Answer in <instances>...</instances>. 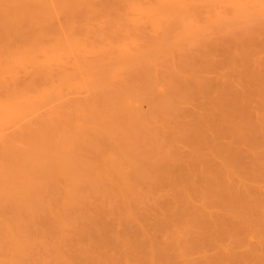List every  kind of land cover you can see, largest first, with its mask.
I'll list each match as a JSON object with an SVG mask.
<instances>
[{"label": "rangeland", "instance_id": "rangeland-1", "mask_svg": "<svg viewBox=\"0 0 264 264\" xmlns=\"http://www.w3.org/2000/svg\"><path fill=\"white\" fill-rule=\"evenodd\" d=\"M28 1L29 0H27V2ZM60 1L62 3L64 2V0H31L30 2H28L30 3L29 5L26 0V3H24V0H0V10H3V7L5 6L6 8L4 7L3 12H7L5 13L7 18H3V21L2 19H0V264H165L166 262V264H169L175 254L176 255L173 257L172 263L170 264H175L176 262V264H185L186 262H189L186 264H192L193 262H195L193 261L195 260V258H193V256L195 255L196 257H198L196 259L198 261H201L202 259H204V257L202 256L208 258L210 255L212 256L213 254H215L213 255L215 260L212 258L214 264H217L216 260L218 261V259L215 258L217 254V258H221L219 256H224V260L226 263L223 262V264H232L234 261H236L233 259V257H235V259L236 257H243L242 259H244L245 255L246 257L244 260H241V263L239 260L241 258H239L238 262L236 261V263L234 264H242V262L243 264H252L251 259L254 260L253 264H264V262H260L264 261V256H261V254L264 255V247H262L264 246V244H262L264 243L262 242L264 241V233H262L264 232L262 231L264 230V226H262L264 225V205L261 206V204L264 203V179H262L264 178V175H262L264 174V154H262L264 153V151H262L264 150V147L261 148V146L264 145V142H262L264 141V139H262L264 138V129H262L264 128V110H262L261 112V109H264V102L260 101L264 100L261 99V96H264V94H261V98H259V96H249L250 99H248L247 97V101L249 100V103L247 105L249 106L248 108L245 106L247 104L245 103L246 100L243 101V105L247 108V110L251 109L249 111L250 113H252V115L250 114L248 118H250L251 116L250 119H253V121H251L252 123H254V121L256 123H259H255V129L260 128V125H262V131L260 130L262 133L260 132V134L258 131V134L259 136L261 135V138L258 137V134H256L257 129L255 133L253 131L254 129L249 130L253 131V133H250L246 129V131L250 133L249 136L253 134V139H250L248 134L247 136L249 138H245L244 135V137L240 136L242 135V133L240 134L238 132L239 136L237 137L236 135V138L239 139V137H243L241 138L243 140L241 142L242 145L240 143H238L237 145V141H234L236 139L235 137H229L227 138V140H225L222 135L218 137L216 136L219 139H221L220 137H222V139H216V142L219 143L220 141V145H218V143L215 145L221 148V152L223 151V149H226V147L227 149L229 147V151L226 149L227 152L225 153L224 150L223 153H228L229 157L230 155L234 154V156L230 158H233L235 156L237 157V153L245 154L242 156L241 154L238 155L237 158H234L233 160L231 159L232 161H230V158H225L224 154H222L223 158H221L222 155L218 153L216 154L218 156L217 157L214 152V157L216 156L217 158L211 157L213 155L209 156L210 153H207V151L209 149L211 150V146L213 145L212 143H216L214 142V134L216 133L212 132L213 128H211V126V129H209L211 130L212 134L214 133V138L210 139L206 137V139L214 141L210 143L211 146H209L208 140H206L207 143L204 144L206 146L202 145L205 140L203 141V137L198 138L199 135L201 134L202 136H205L203 133L210 135V132H200V128H198L200 132L198 133V129L196 127H198L197 124L199 120L196 121L195 119H193V117H195V114L198 119H201L199 118L200 116H198L197 114L198 112H200L201 114L205 110V113H203L204 116L201 114V117H205L211 113H214L213 115H215L216 112L218 113V111H216L218 109H216L215 107L214 110L213 107H210V109L208 108L209 110L204 108L208 107V102L210 103L212 101L210 99H215L214 97H216V94L214 92L219 93V91L221 90H218L217 86L219 84V81H223L226 79L228 80V78L230 79L229 76H231L232 82L235 80V83L232 84V82H230L229 80V85H234V87L237 86V88H239V85L244 84V86L246 87L247 84L245 82L242 83V80H244L243 78L245 76H248L247 74H249L250 71L256 69V71L258 72L260 71L258 70V68H262L261 72H264V0H215L214 2L213 0H193V8L196 7L197 9H195V12L192 11L193 13H191L190 15L187 14L191 17L188 16L189 18H186L184 16L182 17L181 15V17L179 16V18L177 12L175 14L173 13V15L177 17L171 15L172 13L170 15L162 14L164 15L166 21V17H168V15L170 16L168 20L169 26L168 23L164 21L161 22L164 23V25L162 24V26H159V21H156V24H154V20L158 18L156 17V14H154L155 19L153 18L154 16L149 19L150 21L153 20L152 22L155 25L153 27H151L150 21L146 20L149 17L147 18V16H144L145 13L142 14V12H138L140 13L138 14L137 11H134V7L132 8V5L137 4L138 7L141 6V8H148L151 5L155 6L154 4L157 3V0H88L90 4L86 3V0V2L83 0L85 3H83L82 0H78L77 5H82V7H78L77 5H75V0H72L73 2L69 0L70 3H68V0H66V4L65 2L63 3L64 5ZM32 2H36V4L34 3L33 5ZM59 2L61 4H59ZM22 3L23 5H21ZM27 4L29 6H27ZM14 5L18 8V5H20L19 10L22 7L24 9L26 8L25 11L27 10L28 14L27 12L25 13L23 11L25 14L22 12L23 8L20 12L18 8L14 7ZM83 6L86 7L84 8ZM12 8H15V10ZM35 8L39 9V13H37L38 11H36L37 9L35 10ZM86 8L87 10H85ZM75 9H77V11H75ZM248 9L250 12L248 11ZM33 10H35L36 14L40 18L35 19V22H33L34 20L32 18L33 21L31 20L30 22L33 23L30 24L29 22V26L27 22L30 20L29 18L31 16L33 17V15L35 14L33 13V15H29L30 13L32 14V12H34ZM72 10H74V13L72 12ZM15 11H18L20 14L22 13L21 17L22 15H24V19H22L27 25L25 23L22 24L23 21L21 19L20 23L15 22L17 17L15 18L14 16H20L19 14H17L18 12L16 13ZM3 12L0 11V13L5 16ZM156 12L158 14H161L158 11H155V13ZM11 14L14 15L13 19H15L13 21L15 22V25L14 23H12L13 21L11 19ZM34 17L36 18V16ZM7 19V22H11V25L13 24L11 26V29L10 24H8V26L6 25L7 22H4ZM27 19L29 20L27 21ZM18 20L19 19H17V21ZM172 20L174 21L173 23H171ZM181 21L182 25H178L177 23H180ZM218 21L221 25L218 24ZM157 22L159 23L157 24ZM170 23L174 24V26L175 24H177L178 26L176 25V28L172 29L173 25H171ZM192 24L194 25V27ZM216 24H218V26ZM157 25L158 29L156 27ZM187 26H189V29ZM15 27L18 29L16 30L20 34V37H15V35L13 36V38H9L7 41H4L2 30L9 29L8 31H13L15 30ZM164 27H166L167 29ZM218 27L221 31H219ZM207 28L209 29L207 30ZM222 28L224 29V32L222 31ZM204 29H206V31ZM210 29L212 30V32ZM16 30L13 32L16 33ZM168 30L171 31V35L170 31ZM202 31L204 33L206 32V35L204 34L205 37L207 36L206 39L208 40H206L207 42H205L206 45H212V43H208L210 41L214 42L213 46L218 44V48L216 46H212L213 48L210 46V48L212 49L215 48L214 50H212L206 46L208 49L206 47L203 49V45L205 43H203V40L201 39L203 38ZM167 33L170 35L171 39H169V35ZM215 34L217 35V37H215ZM220 34L223 36H220ZM151 35H153V37L155 38L157 37L156 39H154L156 40L154 45H149L153 44L154 42L153 39L151 40ZM198 35L199 38L201 37L200 39L202 40L203 45L199 42L201 40H199ZM209 35H212V40L208 39ZM232 35L233 37L231 38ZM17 36L19 35L17 34ZM237 36L240 40L237 38ZM241 36L243 37L241 38ZM164 37H166V39ZM220 37H222V39ZM224 37L228 39H223ZM251 39L252 41L249 42V40ZM150 40L153 42L151 43ZM160 40H164L165 42L163 41V43ZM213 40H220L221 44L218 41H216V44ZM225 40L229 44H226L227 42H224ZM233 42H236V47L235 45H233ZM251 42L252 44H250ZM258 42L262 45H259ZM241 43L242 46L243 44H245V46L251 45L248 48L246 47L245 53L244 50H241ZM247 43H249L250 45ZM200 44L203 46L202 48ZM222 45L226 46V53H232L231 55L227 54L229 55V57H227V55L225 54V49ZM227 45L232 47V51ZM237 45L239 46V48ZM253 45L257 48L254 49ZM221 46L223 47V49L221 48ZM219 49L221 50V52L218 54L216 50L220 51ZM247 49H249V51L250 49H253L254 51H250L251 53H249ZM151 51L153 54L150 53ZM121 52L123 55L122 57H120ZM212 52L213 54H211ZM142 53L143 55L148 54V56L146 55V58H143L145 56H143ZM207 53L209 56L206 58ZM215 53L217 55H215ZM221 53H223V55ZM130 54H133V56ZM195 54L196 57L198 56V54H201V56H198L199 58H195V56H193ZM52 55L55 56V61L51 59L53 58L51 57ZM135 55L136 57H139L140 55V61H135ZM225 55L228 59L231 60H233L235 56V59L241 58V61L237 60L240 62V65L238 66L239 63L236 64V60H234L233 65H231L232 63L229 62L227 58H225ZM97 56L101 60L95 59L97 61L94 62V57L97 58ZM130 56H132L133 58ZM123 57L126 60L123 59ZM193 58L198 59L199 61ZM209 58L211 59L213 64L212 62L208 63L210 62ZM89 59L90 62L94 63V65L89 62ZM98 60L99 62H101L99 63ZM127 60H134L136 63H132ZM183 60L185 62H183ZM201 60H204L206 62H203ZM220 60L225 61L224 65L227 66L223 67L224 65L222 63V66L218 62L216 63V61ZM122 61L124 63L126 62L127 64L125 63V65ZM117 62L121 63L119 65H115L118 64ZM214 62L216 64H214ZM44 63L49 64H46L48 65L47 69ZM95 63H97L96 65L101 68H97ZM108 63L112 66L114 65V69ZM85 64H88V67H86L87 65L85 66ZM183 64L185 65V68ZM207 64L209 65L208 67ZM250 64L251 66H248ZM256 64L261 66L257 67L255 66ZM199 65H201L200 67L204 68H199ZM214 65H217L218 67L215 66V69ZM104 67L107 69H104ZM209 67L211 70L209 69ZM252 67H254V69ZM244 70L246 71V73ZM108 71L109 76L107 77H110V79L113 78L111 76H115V74L117 73L114 77V80L112 79L107 81V79H104L105 77H103V75L106 76ZM102 72L104 74H102ZM237 72L240 73L238 74L241 77L237 78ZM43 73H47L48 75H43ZM226 74L228 75L227 78L225 77L227 76ZM96 75L97 79L98 76L103 77H99L100 82L99 80H91L92 76L93 78L95 77L94 80H97ZM233 76L236 78H233ZM223 77L225 79H223ZM101 78L105 81H101ZM185 79L187 82L185 81ZM193 79H195L196 81L193 82ZM216 79L218 81H216ZM190 80L192 81V84H196L192 85L190 83ZM205 80H207L208 82L206 84H211V80L214 81L213 84L214 86L216 84L217 87H215L218 91L216 89V91L211 90L213 88V84L210 85L212 86L211 89L209 88L210 90L207 89V86V88H205L203 86L204 82H206ZM33 81L34 83L29 84ZM239 81H242L241 84ZM169 82L172 84V87L171 85H168L170 84ZM184 82H186V86L188 85L186 88H184ZM221 83L224 84V82H220V84ZM223 84L221 85V88H224V91L226 90L225 96H227L226 93L228 94V90L227 87L225 88V84ZM202 86L203 90L205 88L208 91H204H207L209 93H204V91L201 89ZM190 87L192 90L190 89ZM193 88H195L196 90ZM199 88L203 91L204 94L199 90ZM243 88L244 87L240 89L242 92H245L244 89L246 88ZM186 91L188 93H185ZM210 91H213V93H210ZM193 92H197L198 96ZM218 93L217 96L221 95V93ZM199 94H201L202 96ZM175 95L179 96L177 97ZM195 95L197 97L201 96L200 99L197 98L198 100H195L199 101L198 104L200 103L201 106L204 105V110L202 109V107H200V105L198 107L201 111L197 109L198 107L196 106V101L195 105H193V98L196 97ZM209 95H211L212 97ZM182 97H184L185 101L182 99ZM206 98L209 99L206 100ZM224 98L223 100L225 101ZM160 100L162 101V103ZM202 100L208 101L206 102V105L205 102ZM250 100L252 104H250ZM224 101L223 103L222 101H220V103L224 104L223 107L228 109L229 106L225 105V103L227 102ZM255 101L259 102L255 103ZM241 102L242 101L240 100L239 103ZM251 105H255L256 109H254V106L251 107ZM218 108L220 109V107ZM177 109H179V114ZM253 109L255 111H253ZM247 110H245V117L246 114H249V111ZM146 111L147 113L144 114ZM255 112H257L258 117ZM157 115H160V117ZM253 115L256 117H254ZM154 116H156L157 118ZM173 116L176 120L173 118ZM154 118L159 119L157 121ZM210 119L211 118H209V120ZM241 119L245 121L244 116H241L239 118V121ZM180 120H182V122ZM242 120L240 123H242ZM173 121L176 123H174ZM216 122V124L219 123L218 121ZM224 122L222 124H224ZM248 122L249 128L250 126L253 127L250 121ZM244 123L245 122H243V127L246 128L245 126H247L248 123ZM125 124L129 127L127 128ZM176 124H179L180 126ZM199 126L201 125L199 124ZM243 127L241 130H243ZM195 128L197 129L196 131ZM209 129L208 131H210ZM193 131H195L197 134ZM246 131L244 129L245 134ZM255 134L257 135V138ZM190 136H197L196 138L199 139L198 142L197 140H195V138H192ZM119 137L122 142H120ZM244 138L247 140H245L246 142H244ZM124 139H126L127 141ZM257 139H259L260 141L262 140V143L260 141H257ZM252 140L254 141L252 142ZM225 141H228L227 143H231V145H226ZM258 143L261 144V146ZM157 145L159 146L157 147ZM193 145H197V148ZM207 145L209 146V148L207 147ZM140 146L144 147L141 148ZM231 146L232 148H230ZM204 147H207L208 149ZM146 148L148 149V151ZM168 148L170 150H168ZM203 148L206 149V151H202L204 150ZM194 149L196 150V152H193L195 151ZM231 149H235L237 153L234 150H232L231 153ZM210 150L208 152H210ZM251 150H253V153L250 152ZM241 151H245L246 153H242ZM95 152L96 155H94ZM168 152L173 155L169 154ZM98 153L100 154V156ZM154 154L157 156H155ZM258 154H260L261 156ZM164 155L166 156L164 157ZM129 157L135 158V160L131 158L130 161L127 159ZM160 158L163 159L161 160ZM203 159H205L206 161L207 159L210 160L206 163ZM193 160H195L196 162ZM136 161L140 162L136 163ZM164 161H167L165 162L166 165H161V163H164ZM216 161L217 164L220 165L218 166L216 164L217 167H220V169L215 168L217 171H215V169L213 171L214 173L218 174L217 177L220 174L219 179L216 177V174H213V171H210V167H213L210 165H213L214 163H216ZM222 161H226V164ZM168 162L170 163V166L167 164ZM230 162L235 163L236 165L231 163L234 167L232 165L230 166ZM193 163H196L198 166L200 163L201 164L198 167ZM244 163H246L247 166ZM139 164H141L142 166ZM151 164L152 167L153 165H155V168H152ZM60 165L62 167H60ZM216 165L214 164L215 167ZM227 165L232 168V171L233 168L234 170L236 169L239 171H234L236 176L233 175L232 172H230V174H232L230 176L229 170L231 169L228 168L229 170L227 171ZM253 165L255 168H253ZM163 166H166L164 168L167 169H163ZM195 166L197 167V171L193 170V167ZM203 166H205V168L207 166V170H204ZM168 167L170 168V170L168 169ZM179 168L182 169V171ZM198 168L200 169L198 170ZM172 169L174 171H172ZM121 170L123 173L125 172L124 177L127 175L125 178L122 177L123 174L122 176H120ZM143 170H145L147 174L150 172L151 176L147 174L145 175L143 172L145 178L143 175L142 177L141 171ZM254 170L256 171V174H260V172L262 173L260 174V176L254 175L255 173H252V171ZM151 171L154 173L152 174ZM167 172H169V174ZM202 172L205 174V177L202 175H197L199 173L203 174ZM239 173L242 175H239ZM212 174L213 176H211ZM225 174L226 176L227 174H229L227 177H229V179L230 177L233 178L234 184H238L237 187L235 185L234 191H232L233 188H229V186L231 187L233 185V180L230 179V184L229 182H226L229 181V179H227ZM200 176L203 179L199 178ZM210 176L216 180L214 181L212 179L214 181L213 184H216L218 180L217 185H214L212 188V182L211 184L209 183L210 181H212ZM240 176H243L245 178H241ZM140 177L144 179L143 182H141L143 179ZM154 177H158V179H155ZM236 177L237 180L235 179ZM195 178H199V181ZM205 178L206 180H204ZM242 179L247 184L245 182H241L240 180ZM148 180H150V182ZM200 180V188H195V186L190 187L191 189L189 188L192 183L199 186L196 183L200 182ZM203 180L206 182L204 183L206 188L204 185L201 186V184L204 182ZM240 182L242 183L241 186ZM254 182L255 185H252L254 184ZM223 183L224 185H222ZM145 184H148V187L144 186ZM207 184L211 185L208 187L209 189L207 188ZM218 185L221 186V189ZM224 186H226V188H229L230 190L232 189L230 192L235 193H231L230 195V193H227L229 189H226L227 192L226 190L224 191ZM238 186L241 188L242 192L239 190L240 188ZM242 186L245 189H243ZM202 187L207 190H203ZM257 187L261 190H258ZM187 189L189 190V192ZM182 190L184 193L182 192ZM210 190H213L212 192L216 193L218 196L216 197V194H214V196L213 193L210 194ZM202 192L205 194H203L204 200L198 195L200 194V196L202 197ZM247 192L248 195L251 197L247 195ZM180 193L181 197L177 196V194L180 195ZM226 194L228 195V197H226ZM233 194H237V196H234ZM128 195L129 198H127ZM134 195L135 197H133ZM195 195H198V197L201 199H199L200 204H198L199 200ZM193 196H195L196 198H193ZM207 196H209L210 198ZM231 197H233V199ZM241 197L244 199L242 200ZM247 197H249L250 199ZM252 197L255 198L252 199ZM222 198H227L225 200L226 202L229 198V201H231V203H226L225 201H223L224 199ZM179 199L181 201L184 199L186 204L184 203V201L180 202ZM190 199H192V201ZM195 199H197L198 201ZM209 199H213V201ZM248 199L250 202L248 201ZM33 200L35 201V204L31 203L33 202ZM162 200L165 202H163ZM205 200L207 202H214V200L216 202L217 200H219L217 201L219 202V206L217 203H215L217 205H213L212 203V207L209 206L210 203L209 205H206L208 203L205 202ZM195 201L197 204L195 203ZM222 201L226 204V206L223 204ZM232 201L234 204H237V210L235 209V211H233L235 206H232ZM236 201L238 203L241 202L240 205H238ZM251 201L255 203H251ZM201 202L202 204H204V206L201 205ZM29 203L32 204V206ZM164 203L167 204L165 205ZM220 205L223 208H221ZM228 205H231L230 208L232 207V209L229 208V210L225 209L223 211L222 209H224L225 207H229ZM244 205H246V207ZM184 206H187L188 208L186 207L183 208L184 210H182V207ZM191 206H193V209L197 208V210L195 209V213H193V209L191 208ZM198 206H201V208L203 209L202 211L204 212L200 211V213L199 210H201V208L199 209ZM237 206H240L241 209H238ZM243 206L244 210L242 209ZM249 206L250 209L248 208ZM256 207L258 208L257 210H251ZM207 209H210L211 212H218H215L218 217L220 216L219 213H221L222 211L224 214H221V217L219 218H224L222 219V221H225L226 217V220L229 219L228 221H233V224H231L232 222L230 224L232 225V228L234 227V232L231 233L230 230L232 229L227 221L226 223L229 225V228H227L228 226L227 224H224V222H221L222 224L219 222L221 219L219 220L217 218V215L216 217L215 215L209 216L212 213H209ZM231 211H233L234 213ZM249 211H256L257 213L252 214L253 212L250 213ZM196 212L197 214L198 212L200 213L198 214V217H201L200 215H202V213H206V215L203 214L202 218H197ZM207 212L208 217H214L213 219L210 218L211 221H209V218L208 220L207 218L203 219V217H207ZM245 212L247 213L245 214ZM260 212L262 213V215L260 214ZM178 213H180V216L178 215ZM182 213H184V215L186 216L189 215V219L186 218ZM249 213L252 215H250ZM177 215L178 217H176ZM224 215H228V217ZM245 215L246 217H249L248 224L250 223L249 221H251L252 223L254 222L253 225H255V223L256 225L252 227V223H250L251 225L249 224V228L247 220L244 217ZM249 215L255 216L250 217ZM256 216H260V218H257ZM174 218L177 220V222H174ZM184 218L187 219L188 223H186V220ZM215 218H217L219 221L215 220ZM250 218L251 220H249ZM252 218H255L256 220L254 221ZM181 219H183L184 221L182 220V222ZM244 219L246 220L245 223L247 225L243 224V222L245 221ZM199 220H201L202 223H207L209 221L208 224L210 226H208V230L213 229L211 230V232L209 231V233L213 234V232H217H215L216 234H213L214 237L212 236V234H208L207 238L203 236V238H205V243L207 244L208 241L210 242L213 239L215 242L213 241L210 244L208 243L210 246H212V243H218V247L216 248V244H214L212 249L209 245L205 244L206 246L210 247L212 251L208 247L205 249L203 248V251L202 249V252L200 251L202 255L201 253H199V247H197L199 246V244L192 243L195 242L193 241V239H198V237L196 238L197 234L200 237V234H206V231L208 233V230H206L204 233L202 231L207 228L206 225L208 224L205 223L206 228L203 229V226L199 222ZM241 220H243V222ZM171 221L172 223L174 222V224H172ZM217 221L221 224L219 225V229H217V225L219 224ZM179 222L181 223V225ZM212 222L216 223L213 224ZM199 224L201 226L197 228V226L195 225L199 226ZM234 224L236 226L237 224L239 226L242 224L243 226L241 225L240 229L243 233L238 232L239 234H234L235 231H238L237 228L239 229V226L236 227ZM222 225H225L227 227L224 226L225 228L222 229ZM193 226H195L196 230H193L195 229L193 228ZM247 227L248 230L246 231ZM251 227L253 229H251ZM198 229L199 231H197ZM224 229L226 231H229L231 234L228 233V235L225 232L227 235L225 234V236H223L224 234L220 231H225ZM249 230L250 232L248 233ZM192 234L195 236H193ZM242 234L247 235L245 236ZM220 235L221 237H219ZM243 236H245V238H243ZM188 237L189 239H191L188 240ZM239 237L242 239H240ZM181 238L183 239V241H180L182 240ZM201 238H199V240ZM219 238H222L220 239V243L219 241H217ZM226 239H228L229 241H231V239L233 240L229 243L228 241H226ZM172 240L176 241L173 242ZM221 240L224 242H222ZM234 240L237 241L234 243ZM244 240L246 242H244ZM248 240L251 243H247ZM204 241L202 239L201 245ZM125 242H128V245L127 243L125 244ZM183 242H185L186 244ZM237 242L239 244H237ZM240 242L250 245L253 243L254 245H252L254 246V252L247 250L248 248L249 250L253 249L250 245L248 246L243 244L241 246L240 244L242 243ZM188 244L192 245L190 246ZM193 244L197 246H193ZM232 244H234L235 246ZM221 245H223L224 247ZM237 245H240L241 247ZM244 245L246 247H244ZM182 246H187L191 248H183ZM202 246L204 247V245ZM220 246L222 248H225L227 246L226 249L228 248L229 250H225V253L224 250H221L222 248ZM230 247H232L233 249H230ZM197 248V254H200V256H197V254H193L195 252H192V250L197 251ZM234 248L241 249L235 250ZM161 249L163 250L161 251ZM173 249H175V251ZM213 249L216 251L214 252ZM164 250L167 251L164 252ZM218 250L220 253L218 252ZM172 251H174V255ZM205 251L207 252V254H204ZM221 251L222 253H224V255L221 253ZM236 251L240 253H237ZM168 252L169 257L167 255ZM227 253L229 256L226 255ZM164 254L166 256V259ZM188 256L192 257V262L190 261V257L187 258ZM228 257H230L229 260ZM158 258L160 259L159 261ZM206 258L204 259L206 260L204 261L205 263H195L207 264L208 260L210 259L207 260ZM222 260L223 259H221V261ZM221 261H219V264H222ZM210 263L213 264L212 261Z\"/></svg>", "mask_w": 264, "mask_h": 264}, {"label": "bare ground", "instance_id": "bare-ground-1", "mask_svg": "<svg viewBox=\"0 0 264 264\" xmlns=\"http://www.w3.org/2000/svg\"><path fill=\"white\" fill-rule=\"evenodd\" d=\"M8 1H9V0H8ZM30 1H31V0H29L28 2H30ZM73 1H74V0H73ZM73 1L71 0V2H73ZM75 1H76V3H74V4L77 5L78 0H75ZM82 1H83V0H82ZM84 1H85V0H84ZM84 1H83V3H85L86 1H87L86 3H89L88 0H86L85 2H84ZM201 1H202V0H201ZM214 1H215V0H213V2H214ZM17 2H18V1H17ZM26 2H27V0H26ZM26 2H25V0H24V3H26ZM28 2H27V3H28ZM60 2H61V1H60ZM60 2H59V4L62 3V2H61V3H60ZM64 2H65V4H66V0H64ZM64 2H63V3H64ZM79 2H80V1H79ZM209 2H210V1H209ZM9 3H10V2H9ZM19 3H21V2H19ZM32 3H33V2H32ZM34 3L36 4V2H34ZM34 3H33V5H34ZM63 3H62V4H63ZM68 3H70L69 0H68ZM211 3H212V2H211ZM28 4L30 5V3H28ZM28 4H27V6H29ZM89 4H90V3H89ZM89 4H88V5H89ZM213 4H214V3H213ZM12 5H13V4H12ZM21 5H23V3H22ZM25 5H26V4H25ZM63 5H64V4H63ZM69 5H70V4H69ZM75 5H74V6H75ZM154 5H155V6L151 5V6L148 7V8H143V7L141 8V6L138 7L137 4H136V5L133 4V5H132V8L134 7V11H137V13H138V12H142V14L145 13L144 16H147V18L149 17V18L146 19V20L151 19L153 16H154L153 18L155 19V15H154V14H156V17H158L159 19H158V18H157L158 20L155 19V20H154V21H155L154 24H156V21H159V22H160L159 26H162V24L164 25V23H161V22H163V21L168 23V20H169V17H170L169 15H170L171 13H172L171 15H173V13L175 14V13L177 12L178 17H179V16L181 17V15H182V17L184 16V17L187 18L191 13L195 12V9H197L196 7L193 8V0H157V3H155ZM210 5H212V4H210ZM18 6H19V8H20V5H18ZM72 6H73V5H72ZM72 6H71V7H72ZM77 6H78V7H80V6L82 7V5H80V6L77 5ZM4 7H5V6H4ZM4 7H3V10H4ZM12 7H13V6H12ZM14 7H15V5H14ZM83 7H84V6H83ZM85 7H86V6H85ZM85 7H84V8H85ZM212 7H213V6H212ZM5 8H6V7H5ZM15 8H18V7H15ZM15 8H12V9L15 10ZM19 8H18V10H19ZM22 8H23V7H22ZM22 8L19 10L20 12H21ZM65 8H66V7H65ZM74 8H75V7H74ZM0 9H1V8H0ZM25 9H26V8H25ZM25 9L23 8L22 12L24 11V12L26 13L27 10L25 11ZM36 9H37V8H35V10H36ZM68 9H69V7H68ZM70 9H71V8H70ZM3 10H0V11L3 12ZM35 10H33L34 12H32V14H31V13L29 14V15H33V13H35V14L33 15V17H32V16H31V17L29 16V17H30V18H29L30 20L27 19V21L29 20V21L27 22L29 26H30V24H32L33 22L36 21L35 19H39V18H40V17L36 14ZM38 10H39V9H37L36 11H38ZM85 10H87V8H86ZM198 10H199V8H198ZM11 11H12V10H11ZM31 11H32V10H31ZM31 11H30V12H31ZM75 11H77V9H75ZM155 11H158V12L161 13V14H158L157 12L155 13ZM192 11H193V12H192ZM243 11H244V10H243ZM246 11H247V10H246ZM248 11H249V9H248ZM15 12L17 13L18 11H15ZM24 12H23V13H24ZM41 12H42V11H41ZM72 12L74 13V10H72ZM180 12H181V13H180ZM249 12H250V11H249ZM3 13H4V12H3ZM5 13H7V12H5ZM5 13H4V14H5ZM8 13H11V12H8ZM25 13H24V14H25ZM37 13H39V11H38ZM70 13H71V10H70ZM252 13H253V12H252ZM12 14H13V13H12ZM12 14H11V17H12L11 19H12V21L17 17V19H19V20L17 21V19H16L15 22L20 23V21L22 20V21H23L22 24L25 23V21L23 20V19H24V18H23L24 15H22V17H21V14H22V13H21V14H20L19 12L17 13V14H19L20 16H16V15L14 16V15H12ZM14 14H15V13H14ZM27 14H28V12H27ZM138 14H140V13H138ZM162 14H165V15L169 14L168 17L165 16V17L167 18V21L165 20L164 15H162ZM187 14H189V15H187ZM238 14H239V13H238ZM253 14H254V13H253ZM253 14H252V16H253ZM9 15H10V14H9ZM158 15H162V16H158ZM216 15H217V14H216ZM13 16L15 17L14 19H13ZM34 16H36V18H35ZM37 16H38V17H37ZM173 16H174V17H177V16H175V15H173ZM173 16H172V17H173ZM18 17H19V18H18ZM180 17H179V18H180ZM189 17H191V16H189ZM189 17H188V18H189ZM216 17H217V16H216ZM248 17H249V16H248ZM3 18H4V19L7 18L6 14H5V16H4V15H2V14L0 13V19H2V21L4 20ZM8 18H9V17H8ZM22 18H23V19H22ZM32 18H33L34 21L32 20ZM160 18H161V19H160ZM163 18H164V19H163ZM11 19H10V20H11ZM20 19H21V20H20ZM162 19H163V20H162ZM172 19H173V18H172ZM10 20H9V21H10ZM25 20H26V18H25ZM31 20L33 21L32 23L30 22ZM170 20H171V18H170ZM217 20H218V19H217ZM7 21H8V19H7L6 21H4V22H7ZM149 21H150V20H149ZM152 21H153V20H152ZM152 21H150V23H151V27L155 26V25L153 24ZM4 22H3V23H4ZM15 22L13 21L12 23H14V25H15ZM29 22H30V24H29ZM37 22H38V21H37ZM147 22H148V21H147ZM159 22H157V24H158ZM169 22H171V21H169ZM173 22H174V21L172 20L171 23H173ZM190 22H191V21H190ZM10 23H11V22H7L6 25H8V24H10ZM17 23H16V24H17ZM167 23H166V24H167ZM171 23H170V24H171ZM25 24H26V23H25ZM152 24H153V25H152ZM166 24H165V26H166ZM177 24H178V25H182V21H181L180 23H177ZM177 24H175V26H176ZM213 24H214V23H213ZM218 24H219V21H218ZM218 24H216V25L218 26ZM222 24H223V23H222ZM12 25H13V24H12ZM12 25L10 24V29H11V26H12ZM19 25H21V24H19ZM26 25H27V24H26ZM171 25H173V26H172V27H173L172 29H175V28H176V27L174 26V24H171ZM178 25H177V26H178ZM192 25H193V24H192ZM214 25H215V24H214ZM214 25H213V26H214ZM219 25H221V24H219ZM224 25H225V24H224ZM226 25H227V24H226ZM8 26H9V25H8ZM168 26H169V23H168ZM168 26H167V27H168ZM209 26H210V25H209ZM211 26H212V25H211ZM156 27H157V29H158V25H157ZM170 27H171V26H170ZM187 27H188V29H189V26H187ZM193 27H194V25H193ZM215 27H216V26H215ZM159 28H161V27H159ZM162 28H163V27H162ZM164 28H166V27H164ZM209 28H210V27H209ZM209 28H207V30H208ZM216 28H217V27H216ZM220 28H221V27H220ZM225 28H226V27H225ZM16 29H17V28L15 27V30H16ZM166 29H167V28H166ZM166 29H165V30H166ZM170 29H171V28H170ZM218 29H219V27H218ZM218 29H217V30H218ZM8 30H9V29H8ZM8 30H7V29L2 30V34H3V39H4V41H7L9 38H13V36H15V35H16L15 37H20V34H19L18 31H17L18 29L16 30V31H17L16 33L13 32V31H15V30H13V31H8ZM154 30H155V29H154ZM165 30H164V31H165ZM204 30L206 31V29H204ZM204 30H203V31H204ZM210 30H211V29H210ZM217 30H216V31H217ZM223 30H224V29L222 28V31H223ZM168 31H170V30H168ZM203 31H202L203 35H202V33H201V35H202L203 38H201V37H200V38L203 40V43H205V42H207L208 40L206 39L207 36H206V37L204 36V34H205L206 32L204 33ZM219 31H221V30L219 29ZM211 32H212V30H211ZM223 32H224V31H223ZM165 33H166V32H165ZM214 33H215V32H214ZM17 34H18L19 36H17ZM167 34H168V33H167ZM208 34H209V32H208ZM211 34H213V33H211ZM242 34H243V33H242ZM165 35H166V34H165ZM168 35H169V34H168ZM170 35H171V31H170ZM170 35H169V39H171V38H170ZM172 35H173V34H172ZM205 35H206V34H205ZM215 35H216V34H215ZM239 35H241V34H239ZM239 35H238V36H239ZM151 36H152V37H151ZM151 36H150V37H151V40H152V39L154 40V39L157 38V37H156V38L153 37V35H151ZM154 36H155V35H154ZM166 36H167V35H166ZM196 36H197V35H196ZM211 36H212V35H209V36H208V37H209V38H208L209 40H212V37H211ZM220 36H223V35L220 34ZM238 36H237V38H238ZM243 36H245V35H243ZM243 36H241V38H242ZM247 36H251V35H247ZM172 37H173V36H172ZM210 37H211V38H210ZM215 37H217V35H216ZM215 37H214V39H215ZM218 37H219V33H218ZM232 37H233V35L231 36V38H232ZM159 38H160V36H159ZM164 38L166 39V37H164ZM195 38H197V37H195ZM198 38H199V35H198ZM200 38H199V40H201ZM220 38L222 39V37H220ZM220 38H219V39H220ZM234 38H235V37H234ZM237 38H236V40H237ZM246 38H247V37H246ZM248 38H249V37H248ZM251 38H252V37H251ZM221 39H220V40H221ZM223 39H228V38H225V37H224ZM238 39H239V38H238ZM11 40H12V39H11ZM151 40H150V42L152 43L153 41H151ZM157 40H158V39H157ZM202 40L199 41V42L202 43ZM206 40H207V41H206ZM220 40H213V41H215V43H216V41H218V42L220 43V42H221ZM236 40H235V41H236ZM239 40H240V39H239ZM155 41H156V40H154L153 44H149V43H148V44H149V45H154ZM160 41L163 42L164 40H160ZM168 41H169V40H168ZM170 41H171V40H170ZM173 41H174V40H173ZM195 41H196V40H195ZM222 41H223V40H222ZM232 41H233V40H232ZM246 41H247V40H246ZM250 41H252V39L249 40V42H250ZM260 41H261V40H260ZM148 42H149V41H148ZM164 42H165V41H164ZM164 42H163V43H164ZM224 42H227V41L225 40ZM224 42H222V43H224ZM156 43H157V42H156ZM203 43H202V45H203ZM208 43H212V45H211V44H207V45H206V43H205V44L203 45V46H204V47H203V46L200 44L201 48L203 47V49H204L206 46H207L208 48H210V46L212 47V46L214 45V42H210V41H209ZM233 43H234V44H233ZM233 43H232L233 45L236 44V42H233ZM237 43H238V41H237ZM157 44H158V43H157ZM216 44H217V43H216ZM220 44H221V43H220ZM220 44H219V45H220ZM226 44H229V43L227 42ZM247 44H249V43H247ZM250 44H252V42H251ZM250 44H249V45H250ZM255 44H256V43H255ZM255 44H254V45H255ZM258 44H259V42H258ZM260 44H261V43H260ZM260 44H259V45H260ZM149 45H148V46H149ZM217 45H218V44H217ZM217 45H215V46L217 47ZM238 45H239V44H238ZM238 45H237V46H238ZM240 45L242 46V43H241ZM254 45H253V47H254ZM256 45H257V44H256ZM256 45H255V46H256ZM261 45H262V44H261ZM215 46H213V47H215ZM222 46H224V49H225L226 46H225V45H222ZM222 46H221V48L223 49ZM227 46H228V45H227ZM244 46H245V44H243V46L241 47L242 49H241V48H240V49H241V50H244V53H245L246 47L248 48V47H250L251 45H250V46H248V45L245 46V49H244ZM126 47H128V46H126ZM136 47H137V46H136ZM207 47H206V48H207ZM213 47H212V48H213ZM228 47H229V49L231 50L232 47H230V46H228ZM235 47H236V45H235ZM123 48H124V47H123ZM208 48H207V49H208ZM212 48H210V49H212ZM217 48H218V47H217ZM217 48H216V49H217ZM219 48H220V47H219ZM221 48H220V49H221ZM238 48H239V46H238ZM256 48H257V47H254V49H256ZM260 48H261V47H260ZM130 49H131V48H130ZM133 49H134V48H133ZM143 49H144V48H143ZM146 49H147V48H146ZM158 49H159V48H158ZM199 49H200V48H199ZM214 49H215V48H214ZM214 49H212V50H214ZM220 49H219V50H220ZM222 49H221V50H222ZM135 50H136V49H135ZM135 50H134V51H135ZM140 50H141V49H140ZM221 50H220V51L216 50V51H217L218 54H219V53L221 52ZM247 50H248L249 53H251L250 51H254L253 49H250V51H249V49H247ZM145 51H146V50H145ZM145 51H144V52H145ZM161 51H162V50H161ZM202 51H203V50H202ZM231 51H232V50H231ZM231 51H230V52H231ZM138 52H139V51H138ZM154 52H156V51H154ZM204 52H206V51H204ZM238 52H239V51H238ZM248 52H247V53H248ZM150 53H152V51H151ZM160 53H161V52H160ZM200 53H201V52H200ZM223 53H224V51H223ZM223 53H221V54L223 55ZM119 54H120V52H119ZM119 54H118V56H119ZM124 54H125V52H124ZM152 54H153V53H152ZM158 54H159V53H158ZM158 54H157V55H158ZM211 54H213V52H212ZM211 54H210V55H211ZM225 54H226V55H227V54H230V55H231L232 53H226V49H225ZM130 55L133 56V54H130ZM142 55H143V53H142ZM146 55L148 56V54H146ZM146 55H143V56H145V57H143V58H146ZM150 55H151V54H150ZM155 55H156V54H155ZM206 55H207V56H206ZM206 55H205V56H206V58H207L209 55H208V53H207ZM215 55H217V54L215 53ZM222 55H221V56H222ZM226 55H225V58L229 57V55H227V57H226ZM246 55H247V54H246ZM246 55H245V56H246ZM122 56H123V55H122V52H121V56H120V57H122ZM132 56H130V57H132ZM193 56H195V58H197L198 56H201V54H200V55L198 54L197 57H196V54L193 55ZM205 56H204V57H205ZM233 56H234V54H233ZM51 57H53V58H51ZM51 57H50V58H51L52 60L55 61V59H54L55 56L52 55ZM108 57H109V56H108ZM110 57H111V56H110ZM130 57H129V58H130ZM135 57H136V55H135ZM139 57H140V55H139ZM139 57L137 56V57L135 58V61H136V62L140 61L139 59H141V57H140V58H139ZM210 57H211V56H210ZM213 57H214V56H213ZM237 57H238V56H237ZM239 57H240V55H239ZM242 57H243V56H242ZM115 58H116V57H115ZM115 58H114V59H115ZM117 58H118V57H117ZM132 58H133V57H132ZM137 58H138V59H137ZM195 58H193V59H195ZM198 58H199V57H198ZM225 58H224V59H225ZM232 58H234V57H232ZM235 58H236V56H235ZM235 58H234L233 60L228 59V58H227V59L229 60V62L232 63V64L230 63L231 65H233L234 60H236V61H237V60L241 61V60H240L241 58H239V59H235ZM92 59H93V58H92ZM92 59H91V60H92ZM95 59H100V58H98V56H97V58L94 57V60H95ZM108 59H112V58H108ZM114 59H113V60H114ZM118 59H119V58H118ZM120 59H122V58H120ZM123 59H125V58L123 57ZM136 59H137V60H136ZM202 59H203V58H202ZM209 59H210V58H209ZM227 59H226V60H227ZM246 59H247V58H246ZM48 60H49V59H48ZM100 60H101V59H100ZM103 60H104V59H103ZM116 60H117V59H116ZM125 60H126V59H125ZM131 60H132V59H131ZM143 60H144V59H143ZM184 60H186V59H184ZM184 60H183V62H185ZM195 60H198V59H195ZM207 60H208V59H207ZM217 60H218V59H217ZM230 60H231V61H230ZM252 60H253V58H252ZM46 61H47V60H46ZM96 61H97V60H95L94 62H96ZM105 61H106V60H105ZM107 61H108V60H107ZM109 61H110V60H109ZM127 61H129V60H127ZM135 61L133 60V61H129V62L136 63ZM198 61H199V60H198ZM201 61L206 62V61H204V60H201ZM213 61H214V60H213ZM239 61H237V63L235 62L236 64L239 63L238 66L240 65V62H239ZM15 62H16V61H15ZM59 62H60V61H59ZM59 62H58V63H59ZM89 62H90V59H89ZM89 62H88V63H89ZM98 62H99V60H98ZM100 62H101V61H100ZM100 62H99V63H100ZM113 62H114V61H113ZM122 62H123V61H122ZM211 62H212V61H211V59H210V62H208V63H211ZM217 62L220 63V65H221V63H222L223 65L225 64V63H224L225 61H221V60H220V61H216V63H217ZM242 62H243V61H242ZM11 63H12V62H11ZM51 63H52V62H51ZM83 63H84V62H83ZM90 63H92V62H90ZM102 63H103V61H102ZM109 63H110V62H109ZM109 63H108V64H109ZM111 63H112V62H111ZM115 63H116V62H115ZM117 63H118V64H115V65H119L121 62H120V63L117 62ZM123 63H124V62H123ZM125 63H126V62H125ZM125 63H124V64H125ZM193 63H194V62H193ZM196 63H197V61H196ZM216 63L214 62V64H216ZM227 63H228V61H227ZM243 63H244V62H243ZM256 63H257V62H256ZM44 64H45L46 69H47V66H48L49 64H48V63H44ZM44 64H43V65H44ZM46 64H48V65H46ZM92 64L94 65V63H92ZM96 64H97V63H95V65H96ZM126 64H127V63H126ZM126 64H125V65H126ZM129 64H131V63H129ZM129 64H128V65H129ZM212 64H213V62H212ZM212 64H211V65H212ZM230 64H228V65H230ZM244 64H245V63H244ZM258 64H260V63H258ZM258 64H256L255 66H257V67H258V66H261V65H258ZM50 65H51V64H50ZM59 65H60V64H59ZM59 65H58V66H59ZM82 65H83V64H82ZM86 65H87V66H86ZM93 65H92V66H93ZM104 65H105V64H104ZM109 65H110V64H109ZM202 65H203V64H202ZM205 65H206V64H205ZM205 65H204V66H205ZM245 65H246V64H245ZM245 65H244V66H245ZM40 66H41V65H40ZM85 66L88 67V64H85ZM96 66H97V68L99 67L98 65H96ZM100 66H101V65H100ZM105 66H106V65H105ZM110 66H112V65H110ZM113 66H114V65H113ZM113 66H112V68H113ZM121 66H122V65H121ZM181 66H182V65H181ZM183 66H184V68H185V65H184V64H183ZM200 66H201V65H199V68H202V69L204 68V67H200ZM208 66H209V65L207 64V67H208ZM215 66L218 67L217 65H214V68H215V69H216ZM221 66H222V65H221ZM225 66H227V65H224L223 67H225ZM244 66H243V67H244ZM248 66H251V64L248 65ZM255 66H254V67H255ZM49 67H50V66H49ZM83 67H84V66H83ZM231 67H233V66H231ZM254 67H252V68L254 69ZM38 68H39V67H38ZM84 68H85V67H84ZM99 68H101V67H99ZM212 68H213V66H212ZM252 68H251V69H252ZM255 68H256V67H255ZM260 68H261V67H260ZM89 69H91V68H89ZM104 69H107V68L104 67ZM108 69H109V68H108ZM113 69H114V68H113ZM209 69H210V67H209ZM220 69H221V68H220ZM220 69H219V70H220ZM261 69H262V68H261ZM261 69L258 68V70H260V71H258V72H261ZM6 70H7V68H6ZM43 70H44V68H43ZM197 70H199V69H197ZM205 70H206V69H205ZM210 70H211V69H210ZM9 71H10V70H9ZM12 71H13V70H12ZM47 71H48V70H47ZM51 71H52V70H51ZM98 71H102V70H98ZM104 71H105V70H104ZM113 71H114V70H113ZM203 71H204V70H203ZM244 71H245V70H244ZM249 71H250V70H249ZM252 71H253V72H252ZM252 71H250L249 74H247V75H248L247 77L245 76L246 74L244 75V76L246 77V80H245V77H244V78L242 77L244 80H242L243 82H242V81H241V82H242V83L245 82V83L248 85V87H247V85H246V87H245L244 84L242 85L241 82L239 81L240 84L242 85V87L246 88V89L243 88V89L245 90V92H244V91H243V92L241 91V89H240V88H242L241 85H239V88H237L236 85H235L236 87H234V85H229V84H230V83H229V80H230V82H232L231 76H229L230 79L228 78V80L226 79V80H223V81H219V82H218L219 84H220V82H224V84H225V82L227 81L226 84H228V85H226V84L224 85L223 83H221L220 85H219V84L217 85V86H218V90L221 89V90L219 91V93H221V95L217 96V93H218V92H214V93L216 94L215 96L218 97L219 99L216 98V97H214V98H215L214 100H213V98L210 99V100H212L210 103H209L208 101H204V100H202V101L205 102V105H206V102H208V104H209V105H207L208 107L205 106L206 108H204V109L209 110L210 107H213V110H214V107H215L216 109H218V110H216V111H218V113L215 111V112H216L215 115H213L214 113H213V114H212V113L209 114L211 117H210L209 115L203 117V116H204L203 113H205V111H206V110L203 111V110H204V109H203L204 105L202 104L203 106H201L200 103L198 104L199 101H196L195 99H197V98L200 99L201 96H202L201 94L203 93V91H204V90H207V89L210 90V89L212 88V86H213V88H212L211 90L216 91V90H217V88H216L217 86H216V84H215L216 87L214 86V84H213L214 81L211 80V82H212L211 84H213V85L210 86L211 84H206V83H208V82H207V80H205L206 82H204V85H203V84H202V85H203L205 88H207V87H208V88H207V89L204 88V90H203V86H202L201 89H202L203 91L200 90V88H199V90L202 92L201 94H199V95H201L200 97H197V96H198V93H197L198 91H197L196 93L193 92V93H195V94L197 95V96L195 95L196 97L193 96V97H195V98H193V105H195V101H196V106L198 107V106L200 105V107H202V109H203V110H202L203 113H201V114L203 115L202 117H201L200 112L197 111V112H198L197 115L200 116L199 118H201V119H198L197 116H196V114H195V117H193V119H195L196 121L199 120V121H198V124H197L198 127H196V128H197V129L200 128V132H201V131H206V132H208V133L210 132L209 134L212 136V137H211L210 135H207L206 133H203L205 136H202V135L200 134L198 138H200V137L202 138V137H203V138H202L203 141L205 140L204 143H203L202 145H204L205 143H207L206 140H208V141H209V146H211L210 143H212V142L214 141V140L211 141V140H209V139H206V137H207V138H210V139H211V138L213 139L214 136H215V138H214L215 141H214V142H216L217 140H221V139H222V137H220L221 139L217 138L218 136H221V135L225 138V140H227V138H229V137H230V138H231V137H233V138L235 137V138H236V135H237V137H238V136H239V133H240V134L242 133V135H240V136H243V135H244L245 138H247V137L249 136L250 133H253V131H254V133H255V131H256L257 128L255 129L254 126H256V125H255L256 122H255V121H254V123L251 122V121H253V119H250L251 116H250V118H248V116H249L250 114L252 115V113H250V111H249V110H251V109L247 110V108L249 107V106H247L248 103H249V102H248L249 100L247 101V97H248V99H250L249 96H259V98L262 97L261 99H264V96H261V94H264V85H262V84H264V72L258 73V72L256 71V69H254V70H252ZM10 72H11V71H10ZM10 72H8V73H10ZM42 72H43V71H42ZM96 72H97V71H96ZM110 72H111V71H110ZM148 72H150V71H148ZM200 72H201V71H200ZM235 72H236V71H235ZM11 73H12V72H11ZM47 73H48V72H47ZM47 73H46V74L43 73V75H48L49 73H48V74H47ZM105 73H106V72H105ZM108 73H109V71L107 72L106 76L103 75V77H105L104 79H105V80L107 79V81L112 80V79L114 80V79H115L114 77L116 76L117 73L115 74V76H114V75H113V76L110 75L111 77H113L112 79H110V77H107V76H109ZM113 73H114V72H113ZM238 73H239V72H237L236 74H238ZM242 73H244V72H242ZM245 73H246V71H245ZM247 73H248V71H247ZM40 74H41V71H40ZM92 74H93V73H92ZM92 74H91V75H92ZM94 74H96V73H94ZM102 74H104V73L102 72ZM239 74H240V73H239ZM239 74H238L237 78H238V77H241ZM89 75H90V74H89ZM98 75H100V74H98ZM172 75H173V74H172ZM226 75H227V74H226ZM231 75H233V74H231ZM93 76H95V75H93ZM93 76H92V78H93ZM99 77H102V76H98V79H97V75H96V79H97V80H94L95 77H94L93 79L91 78V80H93V81H98V80L100 79ZM103 77H102V78H103ZM131 77H132V76H131ZM171 77H172V76H171ZM177 77H178V75H177ZM180 77H181V76H180ZM193 77H195V76H193ZM220 77H221V76H220ZM225 77L227 78L228 75L225 76ZM45 78H46V77H45ZM47 78H48V77H47ZM102 78H101V81H102V80L105 81V80L102 79ZM184 78H186V77H184ZM187 78H188V77H187ZM196 78H197V77H196ZM196 78H195V79H196ZM233 78H236V77L233 76ZM179 79H182V78H179ZM188 79H189V78H188ZM191 79H192V78H191ZM195 79H193V82L196 81ZM218 79H219V78H218ZM221 79H222V78H221ZM223 79H225V78L223 77ZM173 81H174V80H173ZM173 81H172V83H173ZM185 81H186V79H185ZM201 81H203V80H201ZM209 81H210V80H209ZM216 81H218V80L216 79ZM99 82H100V80H99ZM186 82H187V81H186ZM186 82H184V85H185ZM188 82H189V81H188ZM236 82H237V81H236ZM31 83H34V81H33V82H30L29 84H31ZM169 83H170V82H169ZM174 83H175V82H174ZM181 83H182V82H181ZM190 83L192 84V81H191V80H190ZM198 83H200V82H198ZM234 83H235V80L232 82V84H234ZM188 84H189V83H188ZM193 84H196V83H193ZM193 84H192V85H193ZM222 84L225 86V88L227 87V90H228V94L226 93L227 96H225V91H226V90L224 91V90H223L224 88H223V89L221 88V85H222ZM237 84H238V83H237ZM166 85H167V84H166ZM168 85H171V87H172V84H171V83L168 84ZM174 85H175V84H174ZM182 85H183V84H182ZM200 85H201V84H200ZM187 86H188V85H187ZM187 86L185 85L184 88H186ZM189 86H190V85H189ZM206 86H207V87H206ZM209 86H210V87H209ZM232 86H233L234 88H233ZM174 87H175V86H174ZM179 87H180V86H179ZM195 87H196V86H195ZM199 87H200V86H199ZM167 88H169V87H167ZM181 88H182V87H181ZM188 88H189V87H188ZM188 88H187V90H188ZM197 88H198V87H197ZM209 88H210V89H209ZM236 88H237V89H240V90H237ZM247 88H248V90H247ZM169 89H171V88H169ZM178 89H180V88H178ZM190 89H191V87H190ZM193 89H195V88H193ZM215 89H216V90H215ZM181 90H182V89H181ZM185 90H186V89H185ZM191 90H192V89H191ZM195 90H196V89H195ZM208 90H207V91H208ZM218 90H217V91H218ZM166 91H167V90H166ZM169 91H170V90H169ZM207 91H204V93L207 92ZM213 91H210V93H213ZM223 91H224V93H223ZM180 92H181V91H180ZM160 93H161V92H160ZM185 93H188V92L186 91ZM204 93H203V94H204ZM207 93H209V92H207ZM219 93H218V94H219ZM161 94H162V93H161ZM163 94H165V93H163ZM166 94H167V93H166ZM174 94H175V93H174ZM179 94H180V93H179ZM161 96H162V95H161ZM175 96H177V95H175ZM178 96H179V95H178ZM178 96H177V97H178ZM188 96H190V95H188ZM209 96H211V95H209ZM260 96H261V97H260ZM173 97H174V96H173ZM203 97H204V96H203ZM205 97H208V96H205ZM211 97H212V96H211ZM224 97H225V98H224ZM243 97H244V98H243ZM245 97H246V99H245ZM174 98H175V97H174ZM223 98H224L225 101L227 102V103H225V105L229 106L228 109L224 108V107H223L224 104H221V103H220V101H222V103H223V101H224ZM252 98H253V97H252ZM254 98H256V97H254ZM259 98H258V100H259ZM182 99L184 100V97H182ZM198 99H197V100H198ZM207 99H209V98H206V100H207ZM216 99H217V100H216ZM174 100H175V99H174ZM180 100H181V99H180ZM215 100H216V101H215ZM240 100L242 101L241 103H239ZM245 100H246V101H245ZM253 100H255V99H253ZM160 101H161V100H160ZM160 101H159V102H160ZM184 101H185V100H184ZM186 101H188V100H186ZM225 101H224V102H225ZM243 101H245V103H247V104L245 105L247 108L243 105V104H244ZM260 101L264 102V100H260ZM156 102H157V101H156ZM200 102H201V101H200ZM250 102H251V100H250ZM253 102H254V101H253ZM257 102H259V101H257ZM257 102L255 101V103H257ZM161 103H162V101H161ZM171 103H172V102H171ZM180 103H181V102H180ZM152 104H153V101H152ZM159 104H160V103H159ZM166 104H167V102H166ZM172 104H173V103H172ZM172 104H171V105H172ZM174 104H175V103H174ZM181 104H182V103H181ZM228 104H229V105H228ZM250 104H252V102H251ZM2 105H3V104H2ZM150 105H151V104H150ZM176 105H177V104H176ZM221 105H222L223 108L221 107ZM153 106H154V105H153ZM158 106H159V105H158ZM174 106H175V105H174ZM227 106H226V107H227ZM252 106L255 107V105H251V107H252ZM256 106H257V105H256ZM161 107H162V105H161ZM164 107H165V106H164ZM176 107H178V106H176ZM197 107H196V108H197ZM218 107H220V109H219ZM257 107H258V106H257ZM166 108H167V107H166ZM208 108H209V109H208ZM221 108H222V109H221ZM259 108H261V107H259ZM173 109H174V108H173ZM197 109L200 110L199 107H198ZM254 109H256V107H255ZM254 109H253V111H255ZM2 110H3V109H2ZM161 110H162V109H161ZM175 110H176V108H175ZM177 110H178V114H179V113H180V112H179V109H177ZM180 110H181V109H180ZM183 110H184V109H183ZM245 110L249 111V112H248L249 114H248V115L246 114V117H247V118L245 117ZM258 110H259V109H258ZM258 110H257V111H258ZM262 110H264V109H261V112H262ZM9 111H10V110H9ZM154 111H155V110H154ZM200 111H201V110H200ZM211 111H212V110H211ZM253 111H251V112H253ZM150 112H151V110H150ZM163 112H164V110H163ZM146 113H147V111H146L144 114H146ZM152 113H153V111H152ZM152 113H151V114H152ZM172 113H173V112H172ZM209 113H210V112H209ZM255 113H256V115H257V112H255ZM178 114H177V115H178ZM199 114H200V115H199ZM206 114H207V112H206ZM253 114H254V113H253ZM148 115H149V114H148ZM161 115H162V114H161ZM164 115H165V114H164ZM212 115H213L214 117H213ZM157 116L160 117V115H157ZM192 116H193V115H192ZM208 116H209V118H211L210 120H209ZM241 116H244V119L246 118L247 121H246V119H245V121H243V120L241 119V120H242V123H240L241 120L239 121V118H240ZM253 116H254V115H253ZM154 117H156V116H154ZM161 117H162V116H161ZM171 117H172V116H171ZM171 117H170V118H171ZM212 117H213V118H212ZM238 117H239V118H238ZM254 117H256V116H254ZM254 117H253V118H254ZM257 117H258V115H257ZM156 118H157V117H156ZM156 118H154V119H156ZM173 118L175 119L174 116H173ZM180 118H181V117H180ZM214 118H215V119H214ZM259 118H260V117H259ZM261 118H262V116H261ZM158 119H159V118H158ZM158 119H156V120L158 121ZM181 119H182V118H181ZM217 119H219V120H217ZM161 120H162V119H161ZM164 120H166V119H164ZM175 120H176V119H175ZM177 120H178V118H177ZM183 120H184V119H183ZM215 120L218 121L220 124H219V123L216 124L217 122H216ZM220 120H221V122H222V121H223V122L225 121L224 124H222L223 122L221 123ZM180 121L182 122V120H180ZM248 121H250V123H251V125H253V127L250 126V128H249V122H248ZM173 122H174V121H173ZM183 122H184V121H183ZM186 122H187V121H186ZM214 122H215V124H214ZM243 122H245L244 124H246V122L248 123L247 126L244 125L246 128L243 127ZM258 122H259V121H258ZM174 123H176V122H174ZM177 123H178V122H177ZM199 124H200L201 126H199ZM256 124H259V123H256ZM125 125H126V124H125ZM176 125H179V124H176ZM182 125H183V124H182ZM182 125H181V126H182ZM187 125H189V124H187ZM126 126H127V125H126ZM163 126H164V125H163ZM179 126H180V125H179ZM183 126H184V125H183ZM183 126H182V127H183ZM195 126H196V124H195ZM202 126H203V127H202ZM211 126H212V127H211ZM261 126H262V125H260V128L257 129L256 134H258V131H259V133L262 131V130H261ZM128 127H129V126H127V128H128ZM172 127H173V126H172ZM210 127L213 128V129H215V130L212 129V132L216 133V134L213 133L214 136H213V134L211 133V130H210L211 128H210ZM242 127H243V130H241ZM258 127H259V126H258ZM190 128H191V127H190ZM196 128H195V131L197 130ZM201 128H202V129H201ZM209 128H210V129H209ZM129 129H130V128H129ZM203 129H204V130H203ZM206 129H207V130H206ZM208 129H209L210 131H208ZM244 129H245V131H246V129H247L248 131H249L250 129H251V130L254 129V130H253V131H249L250 133H249L248 131H246V134H245ZM262 129H264V128H262ZM260 130H261V131H260ZM165 131H166V130H165ZM195 131H193V132H195ZM241 131H242V132H241ZM174 132H175V131H174ZM193 132H192V133H193ZM200 132H199V129H198V133H200ZM238 132H239V133H238ZM247 132H248V133H247ZM179 133H180V132H179ZM195 133H196V132H195ZM236 133H238V134H236ZM243 133H244V134H243ZM261 133H262V132H261ZM261 133H260V134H261ZM166 134H167V133H166ZM196 134H197V133H196ZM247 134H248V136H247ZM256 134H255V135H256ZM206 135H207V136H206ZM252 135H253V134H251V135L249 136L250 139H253V138H252ZM208 136H209V137H208ZM216 136H217V137H216ZM227 136H228V137H227ZM244 136H243V137H244ZM178 137H179V135H178ZM190 137H192V136H190ZM196 137H197V136H196ZM196 137L193 136L192 138H195V140H197V142H198L199 139H197ZM243 137H239L240 140L237 139V138H236L237 140H236V139L234 140V141H237V145H238V143H240V144L242 145L241 142H242L243 140H242L241 138H243ZM249 137H248V138H249ZM253 137H254V136H253ZM258 137L261 138V135L259 136V134H258ZM125 138H126V137H125ZM127 138H128V137H127ZM181 138H182V137H181ZM224 138H223V139H224ZM233 138H232V139H233ZM245 138H244V142L247 141ZM256 138H257V135H256ZM260 138H259V139H260ZM119 139H120V137H119ZM128 139H129V138H128ZM167 139H168V138H167ZM216 139H217V140H216ZM259 139H257V141H260ZM262 139H264V138H262ZM124 140H126V139H124ZM228 140H229V139H228ZM245 140H246V141H245ZM254 140H255V138H254ZM254 140H252V142H253ZM126 141H127V140H126ZM162 141H163V140H162ZM200 141H201V139H200ZM200 141H199V142H200ZM239 141H240V142H239ZM261 141H262V140H261ZM261 141H260V142H261ZM120 142H122L121 139H120ZM123 142H125V141H123ZM164 142H165V141H164ZM221 142H222V141H221ZM227 142H228V141H227ZM227 142L225 141L226 145L229 144V143H227ZM249 142H251V141H249ZM262 142H264V141H262ZM262 142H261V143H262ZM189 143H190V142H189ZM192 143H193V142H192ZM200 143H201V142H200ZM200 143H199V144H200ZM217 143H218V142H216V143H212L213 145L211 146V150L209 149L210 152H208L209 150L207 151V153H210L209 156H210V155H213V156H211V157H214V153H215V155H216L217 153H218V154H221V155L224 154L225 158H228V159H229L230 157L234 156V154H233V155H230V154H229V155H230V157H229V156H228V153L225 154V153L227 152V151H226L227 147H226V149H223V151L225 150V153H223V151L221 152V150H220L221 148H219V146L215 145V144H217ZM219 143H220V141H219ZM219 143H218V145H220ZM255 143H256V142H255ZM159 144H160V143H159ZM165 144H166V143H165ZM256 144H257V143H256ZM258 144H259V143H258ZM230 145H231V143L229 144V146H230ZM253 145H254V144H253ZM253 145H250V146H253ZM259 145L261 146V144H259ZM144 146H145V144H144ZM144 146H142V147L140 146V147L143 148ZM153 146H154V145H153ZM158 146H159V145H157V147H158ZM175 146H176V145H175ZM193 146H195V145H193ZM204 146H206V145H204ZM209 146L207 145L208 148H209ZM223 146H224V145H223ZM223 146H220V147H223ZM232 146H233V145H232ZM232 146H231L230 148H232ZM255 146H256V145H255ZM255 146H254V147H255ZM173 147H174V146H173ZM195 147L197 148V145H196ZM199 147H200V146H199ZM207 147H204V148H207ZM254 147H253V148H254ZM262 147H264V145H262L261 148H262ZM65 148H66V146H65ZM196 148H195V149H196ZM204 148H203V149H204ZM208 148H207V149H208ZM224 148H225V147H224ZM251 148H252V147H251ZM259 148H260V147H259ZM259 148H258V149H259ZM146 149H147V148H146ZM156 149H157V148H156ZM166 149H167V148H166ZM176 149H177V148H176ZM195 149H194V150H195ZM228 149H229V147H228ZM228 149H227V150H228ZM248 149H249V148H248ZM140 150H141V149H140ZM152 150H153V149H152ZM168 150H170V149L168 148ZM199 150H200V148H199ZM232 150L235 151V149H231L230 152H231ZM240 150H241V149H240ZM147 151H148V149H147ZM150 151H151V150H150ZM163 151H164V150H163ZM166 151H167V150H166ZM202 151H206V149H204V150H202ZM211 151H212V154H211ZM228 151H229V150H228ZM245 151H246V150H245ZM245 151H243V152L241 151V152L244 153ZM252 151H253V150H251L250 152H252ZM255 151H257V150H255ZM262 151H264V150H262ZM155 152H156V151H155ZM155 152H154V153H155ZM169 152H170V151H169ZM169 152H168V153H169ZM193 152H196V150L193 151ZM213 152H214V153H213ZM235 152L237 153V151H235ZM239 152H240V151H239ZM257 152H259V151H257ZM257 152H256V153H257ZM68 153H69V152H68ZM138 153H139V152H138ZM168 153H167V154H168ZM174 153H175V152H174ZM176 153H177V152H176ZM200 153H201V152H200ZM231 153H232V152H231ZM245 153H246V152H245ZM252 153H253V152H252ZM98 154H99V153H98ZM159 154H160V152H159ZM159 154H158V155H159ZM169 154H171V153H169ZM178 154H179V153H178ZM195 154H196V153H195ZM197 154H198V153H197ZM203 154H204V153H203ZM205 154H206V152H205ZM205 154H204V155H205ZM240 154H241V153H239V154L237 153V157H238V155H240ZM262 154H264V153H262ZM94 155H96V152H95ZM94 155H93V156H94ZM126 155H127V154H126ZM144 155H145V154H144ZM149 155H150V154H149ZM149 155H148V156H149ZM151 155H153V154H151ZM154 155H155V154H154ZM161 155H162V154H161ZM171 155H173V154H171ZM204 155H203V156H204ZM235 155H236V154H235ZM242 155H245V154H241V156H242ZM258 155H260V154H258ZM70 156H72V155H70ZM99 156H100V154H99ZM132 156H133V155H132ZM155 156H157V155H155ZM165 156H166V155H164V157H165ZM177 156H178V155H177ZM200 156H201V155H200ZM206 156H207V155H206ZM206 156H205V157H206ZM216 156H217V155H216ZM216 156H215L214 158H217V157H218V156H217V157H216ZM227 156H228V157H227ZM260 156H261V155H260ZM260 156H259V158H260ZM167 157H168V156H167ZM167 157H166V158H167ZM170 157H171V156H170ZM207 157H208V156H207ZM237 157L235 156V157H233V158H230V161H232L234 158H237ZM251 157H252V156H251ZM129 158H130V159H129ZM129 158H127V159L131 161V158H132V157H129ZM152 158H153V157H152ZM166 158H165V159H166ZM201 158H203V157H201ZM221 158H223V155H222ZM132 159L135 160V158H132ZM138 159H140V158H138ZM158 159H159V158H158ZM160 159H161V158H160ZM162 159H163V158H162ZM162 159H161V160H162ZM167 159H168V158H167ZM228 159H227V160H228ZM231 159H232V160H231ZM261 159H262V158H261ZM261 159H260V160H261ZM153 160H154V159H153ZM156 160H157V159H156ZM195 160H196V159H195ZM195 160H193V161H195ZM203 160H205V159H203ZM209 160H210V159H209ZM209 160L207 159V161H209ZM217 160H218V159H217ZM137 161H138V160H137ZM137 161H136V163H139V162H140V161H139V162H137ZM148 161H149V160H148ZM148 161H147V162H148ZM200 161H201V160H200ZM207 161L205 160L206 163H207ZM261 161H262V160H261ZM127 162H128V161H127ZM132 162H133V161H132ZM155 162H156V161H155ZM165 162H167V161H164V163H161V165H162V164H163V165H166ZM195 162H196V161H195ZM201 162H202V161H201ZM211 162H212V160H211ZM220 162H221V161H220ZM222 162H224V161H222ZM225 162H226V161H225ZM225 162H224V163H225ZM233 162H236V161H233ZM142 163H143V162H142ZM142 163H141V164H142ZM206 163H205V164H206ZM231 163H232V162H230V166H231L232 164L236 165L235 163H232V164H231ZM255 163H256V160H255ZM259 163H260V162H259ZM141 164H139V165H141ZM167 164L169 165L170 163L168 162ZM193 164H195L196 166H198L196 163H193ZM200 164H201V163H200ZM200 164H199V166H200ZM214 164L216 165V164H217V161H216V163H214ZM214 164H213V165H210V166H213V167H210V166H209V167H210V171H213L215 168H219V169H220V167H217V165L220 166L219 164H217L216 167L214 166ZM220 164H221V163H220ZM225 164H226V163H225ZM244 164H246V163H244ZM260 164H261V163H260ZM55 165H56V164H55ZM142 165H143V164H142ZM142 165H141V166H142ZM148 165H149V163H148ZM148 165H147V167H148ZM202 165H203V164H202ZM208 165H209V163H208ZM239 165H240V164H239ZM248 165H249V164H248ZM257 165H258V163H257ZM105 166H106V164H105ZM137 166H138V164H137ZM144 166H145V165H144ZM154 166H155V165H153V167H154ZM157 166H158V165H157ZM169 166H170V165H169ZM175 166H176V165H175ZM196 166H195V167H196ZM199 166H198V167H199ZM232 166H233V165H232ZM246 166H247V164H246ZM251 166H252V164H251ZM53 167H54V166H53ZM60 167H62V166L60 165ZM60 167H59V170H60ZM151 167H152V164H151ZM153 167H152V168H153ZM164 167H166V166H163V169H167V168H164ZM180 167H181V166H180ZM195 167H193V170H196V169H197V167H196V168H195ZM209 167H208V168H209ZM233 167H234V166H233ZM54 168H55V167H54ZM103 168H104V167H103ZM136 168H137V167H136ZM154 168H155V167H154ZM159 168H160V167H159ZM159 168H158V169H159ZM200 168H201V167H200ZM200 168H198V170H199ZM206 168H207V166H206ZM206 168H205V166H203V169H204V170H207ZM228 168H230L229 165L226 166L227 171L229 170ZM243 168H244V167H243ZM243 168H241V169H243ZM253 168H255L254 165H253ZM61 169H62V168H61ZM110 169H111V168H110ZM110 169H109V170H110ZM139 169H140V167H139ZM143 169H144V168H143ZM146 169H147V168H146ZM146 169H145V170H146ZM168 169L170 170L169 167H168ZM179 169H180V168H179ZM219 169H218V170H219ZM230 169H231V170H229V174H230V172H232L233 175L236 176V174H235V172H234L236 169L234 170V168H233V171H232V168H230ZM238 169H239V168H238ZM251 169H252V168H251ZM118 170H120V169H118ZM134 170H135V169H134ZM145 170L141 171V176H142V175L144 176V174H145V175L147 174V173L145 172ZM152 170H153V169H152ZM175 170H176V169H175ZM180 170L182 171V169H180ZM222 170H223V169H222ZM249 170H250V168H249ZM249 170H248V171H249ZM252 170H253V169H252ZM110 171H111V170H110ZM147 171H149V170H147ZM155 171H156V170H155ZM172 171H174V170L172 169ZM176 171H177V170H176ZM196 171H197V170H196ZM215 171H217V170L215 169ZM111 172H112V171H111ZM119 172H120V171H119ZM143 172H144V174H143ZM151 172H152V171H151ZM198 172H199V171H198ZM236 172H239V171L236 170ZM246 172H247V171H246ZM112 173H113V172H112ZM115 173H116V172H115ZM120 173H121L120 176H122V174H123L122 177H124V173H125V172L123 173L122 170H121ZM137 173H138V171H137ZM153 173H154V172H152V174H153ZM167 173L169 174V172H167ZM170 173H172V172H170ZM196 173H197V172H196ZM202 173H203V172H202ZM205 173H206V172H205ZM226 173H228V172H226ZM250 173H251V171H250ZM252 173H255L254 175H259V176H260V174H261L262 172H260V174H256V171L254 170V171H252ZM134 174H135V173H134ZM134 174H133V175H134ZM155 174H156V173H155ZM155 174H154V175H155ZM157 174H158V173H157ZM203 174H204V173H203ZM203 174H200V173H199V174H197V175H198V176H199V175H202V176L205 177V174H204V175H203ZM213 174H216V173H214V171H213ZM213 174H212L211 176H213ZM229 174H227V176H228ZM130 175H131V174H130ZM139 175H140V174H139ZM139 175H138V176H139ZM147 175H150V172H149ZM184 175H185V174H184ZM186 175H187V174H186ZM195 175H196V174H195ZM217 175H218V174H216V177H217ZM221 175H222V174H221ZM231 175H232V174H230V176H231ZM237 175H238V174H237ZM239 175H242V174L239 173ZM262 175H264V174H262ZM262 175H261V176H262ZM126 176H127V175H126ZM126 176H125V177H126ZM131 176H132V175H131ZM143 176H142V177H143ZM150 176H151V175H150ZM211 176H210V177H211ZM225 176H226V174H225ZM227 176H226V177H227ZM235 176H234V177H235ZM247 176H248V175H247ZM247 176H246V177H247ZM252 176H253V175H252ZM122 177H121V178H122ZM125 177H124V178H125ZM142 177H140V178H142ZM166 177H167V176H166ZM196 177H197V176H196ZM214 177H215V175H214ZM219 177H220V174H219V176H218L217 178L219 179ZM240 177H241V178H245V177H243V176H240ZM256 177H257V176H256ZM116 178H117V177H116ZM124 178H123V179H124ZM144 178H145V176H144ZM150 178H151V177H150ZM154 178H155V179H156V178L158 179V177H154ZM170 178H171V177H170ZM199 178L203 179L201 176H200ZM199 178H195V179H198V181H199ZM127 179H128V178H127ZM138 179H139V178H138ZM142 179H143V178H142ZM148 179H149V176H148ZM159 179H160V177H159ZM163 179H164V178H163ZM171 179H172V178H171ZM173 179H174V178H173ZM195 179H193V180H195ZM212 179H213V178L211 177V180H212ZM227 179H229V177H227ZM230 179L233 180V178H231V177H230ZM230 179H229V181H226V182H229V184L231 183V182H230ZM235 179L237 180V177H236ZM248 179H249V178H248ZM253 179H254V177H253ZM262 179H264V178H262ZM146 180H147V177H146ZM204 180H206V178H205ZM204 180H203V181H204ZM213 180L216 181L215 179H213ZM213 180H212V181L208 180V181H210V182H209L210 184H211V182H212V184H211L212 186H211L210 184H209V185L207 184V188H208L209 186H211V188H212L214 185H217L218 180H217L216 184H213V183H214ZM221 180H222V178H221ZM238 180H239V179H238ZM245 180H247V179H245ZM118 181H119V180H118ZM128 181H129V180H128ZM143 181H144V179H143L141 182H143ZM148 181L150 182V180H148ZM195 181H197V180H195ZM203 181H202V182H203ZM240 181H241V182H245V181H243V179L240 180ZM247 181H249V180H247ZM151 182H152V180H151ZM222 182H223V181H222ZM232 182H233V185H234V186H233V185H232L233 187H232V186H231V187L229 186V188H233V190H232V189H231V190L234 191V189H235V188H234L235 185H236V187H237L238 184H234V180H233ZM235 182H236V181H235ZM237 182H238V181H237ZM241 182H240V186L242 185ZM261 182H262V180H261ZM118 183H120V182H118ZM146 183H148V182H146ZM161 183H162V182H161ZM199 183H201V180H200V182L196 183V184H198L199 186H197V185H195V184L192 183L193 185L191 184V186H189V188L192 187V186H195V188H197V187L200 188V184H199ZM204 183H206V182L204 181V182L201 184V186H203ZM220 183H221V182H220ZM238 183H239V182H238ZM245 183H246V182H245ZM54 184H55V183H54ZM151 184H152V183H151ZM175 184H176V183H175ZM246 184H247V183H246ZM51 185H52V183H51ZM123 185H124V184H123ZM126 185H127V184H126ZM147 185H148V184H145L144 186L148 187ZM149 185H150V184H149ZM155 185H156V184H155ZM222 185H224V183H223ZM225 185H226V183H225ZM243 185H244V184H243ZM252 185H255V182H254V184H252ZM24 186H25V185H24ZM53 186H54V185H53ZM164 186H165V185H164ZM173 186H174V185H173ZM173 186H172V187H173ZM204 186H205V185H204ZM218 186H219L220 189H221V186H220V185H218ZM248 186H249V185H248ZM117 187H118V186H117ZM149 187H150V186H149ZM155 187H156V186H155ZM160 187H161V186H160ZM219 187H218V188H219ZM238 187H239V186H238ZM242 187H243V186H242ZM245 187H246V185H245ZM26 188H27V187H26ZM115 188H116V187H115ZM123 188H124V187H123ZM135 188H136V187H135ZM202 188H203V187H202ZM205 188H206V186H205ZM205 188H203V190L206 191L207 189H205ZM229 188H226V186H224V191H225L226 189L228 190ZM239 188H240V187H239ZM126 189H127V188H126ZM153 189H154V188H153ZM190 189H191V188H190ZM192 189H193V188H192ZM208 189H209V188H208ZM236 189H237V188H236ZM243 189H245V188L243 187ZM246 189H247V188H246ZM252 189H253V188H252ZM252 189H251V190H252ZM257 189H258V190H261V189H259L258 187H257ZM187 190H188V189H187ZM213 190H214V189H213ZM213 190H212V191H213ZM227 190H226V192H227ZM231 190L229 189V191L227 192V193H230V195H231V193H235V192H230ZM239 190L241 191V188H240ZM255 190H256V188H255ZM37 191H38V190H37ZM39 191H42V190H39ZM118 191H119V190H118ZM128 191H129V190H128ZM128 191H127V192H128ZM185 191H186V190H185ZM212 191L210 190V194L213 193ZM219 191H220V190H219ZM219 191H218V192H219ZM222 191H223V190H222ZM237 191H238V190H237ZM243 191H244V190H243ZM246 191H247V190H246ZM28 192H29V191H28ZM34 192H35V191H34ZM120 192H121V190H120ZM182 192H183V190H182ZM188 192H189V190H188ZM238 192H239V191H238ZM241 192H242V191H241ZM244 192H245V191H244ZM244 192H243V193H244ZM35 193H36V192H35ZM183 193H184V192H183ZM120 194H121V193H120ZM129 194H130V193H129ZM192 194H193V192H192ZM203 194H204V193L202 192L201 195H203ZM208 194H209V190H208ZM214 194H216V193H213V195H214ZM250 194H252V193H250ZM34 195H35V194H34ZM34 195H33V196H34ZM36 195H37V194H36ZM135 195H136V194H135ZM135 195H134L133 197H135ZM198 195H199L200 198H202V199L204 200L203 197H204L205 194H204L202 197L200 196V194H198ZM198 195H195V196H196V197L198 198V200H199L200 198L198 197ZM233 195H234V196H237V194H236V195L233 194ZM247 195H248V192H247ZM253 195H254V194H253ZM121 196H122V194H121ZM173 196H174V195H173ZM177 196L181 197V193H180V195L177 194ZM195 196H193V198H196ZM214 196H215V195H214ZM214 196H211V197H214ZM217 196H218V195L216 194V197H217ZM219 196H220V195H219ZM234 196H233V197H234ZM241 196H242V195H241ZM248 196H249V195H248ZM254 196H255V195H254ZM259 196H260V195H259ZM122 197H123V196H122ZM124 197H125V196H124ZM205 197H206V196H205ZM207 197H209V196H207ZM221 197H224V196H221ZM226 197H228L227 194H226ZM229 197H230V196H229ZM233 197H231V198L233 199ZM238 197H239V196H238ZM238 197H237V198H238ZM242 197H243V196H242ZM242 197H241V199L243 200L244 198H242ZM245 197H246V196H245ZM249 197H251V196H249ZM249 197H247V198H249ZM255 197H256V196H255ZM255 197H254V198H255ZM32 198H33V197H32ZM127 198H129V195H128ZM193 198H192V199H193ZM209 198H210V197H209ZM237 198H236V199H237ZM254 198L252 197V199H254ZM256 198H257V197H256ZM34 199H35V198H34ZM131 199H132V198H131ZM170 199H171V198H170ZM192 199H190V200L192 201ZM207 199H208V198H207ZM213 199H214V198H213ZM213 199H209V200H212V201H213ZM216 199H217V198H216ZM216 199H215V200H216ZM218 199H220V198H218ZM222 199H224V198H222ZM226 199H227V198H226ZM226 199H224L223 201H225ZM234 199H235V198H234ZM241 199H240V200H241ZM249 199H250V198H249ZM249 199H248V201H249ZM129 200H130V199H129ZM195 200H197V199H195ZM198 200H197V201H198ZM200 200H201V199H200ZM200 200H199V203H198V204H200ZM215 200H214V202H212V201L207 202V201L205 200V202L208 203V204H206V205H209V203H210L209 206L212 207V205H211L212 203H213V205H214L215 203L218 204L219 202H217V201H219V200H217L216 202H215ZM229 200H230V199L228 198V201H227V202H230V203H231V201H229ZM261 200H262V199H261ZM261 200H260V201H261ZM162 201H163V200H162ZM162 201H161V202H162ZM170 201H171V200H170ZM179 201H180V202H183V201H184V203H185V200H184V199H183L182 201L179 199ZM186 201H187V200H186ZM223 201H222V202H223ZM237 201H238V200H237ZM237 201H236V202H237ZM254 201H256V200H254ZM129 202H130V201H129ZM129 202H127V203H129ZM163 202H165V201H163ZM166 202H167V201H166ZM225 202H226V201H225ZM227 202H226V203H227ZM234 202H235V200H234ZM249 202H250V201H249ZM252 202H253V201H251V203H252ZM27 203H28V202H27ZM31 203H34V204H35V201L33 200V202H31ZM169 203H170V202H169ZM172 203H173V202H172ZM195 203H196V201H195ZM232 203H233V201H232ZM237 203H238V202H237ZM240 203H241V202H240ZM240 203H238V205H240ZM253 203H255V202H253ZM29 204H30V203H29ZM36 204H37V203H36ZM130 204H131V203H130ZM164 204H165V203H164ZM166 204H167V203H166ZM166 204H165V205H166ZM185 204H186V203H185ZM196 204H197V203H196ZM217 204H215V205H217ZM223 204L226 206V204H225L224 202H223ZM242 204H243V202H242ZM30 205L32 206V204H30ZM176 205H177V204H176ZM201 205L204 206V204H202V202H201ZM206 205H205V206H206ZM233 205L235 206V208H234L233 211H235V209H236V205H237V204H234V203H233L232 206H233ZM262 205H264V203H262L261 206H262ZM168 206H169V205H168ZM181 206H182V204H181ZM193 206H195V205H193ZM193 206H191V208H192ZM218 206H219V204H218ZM220 206H221V205H220ZM228 206H229V207H227V208L225 207V208L222 209V210H223V211H224L225 209H228V210H229V208H230L231 205H228ZM244 206L246 207V205H244ZM244 206H243V208H242L243 210H244ZM165 207H166V206H165ZM186 207H187V206H186ZM186 207H185V206L182 207V210H184L183 208H186ZM198 207H199V206H198ZM206 207H207V206H206ZM215 207H216V206H215ZM257 207H258V205H257ZM257 207H256V208H253V209H251V210H255V209L257 210V209H258ZM180 208H181V207H180ZM187 208H188V207H187ZM189 208H190V207H189ZM191 208H190V209H191ZM200 208H201V206L199 207V209H200ZM213 208H214V207H213ZM221 208H223V207L221 206ZM237 208L239 209L240 206H239V207L237 206ZM248 208L250 209V206H249ZM251 208H252V206H251ZM126 209H127V208H126ZM190 209H187V210H190ZM192 209H193V208H192ZM195 209L197 210V208H195ZM195 209L192 210L193 213H195V211H196ZM205 209H206V208H205ZM230 209H232V207H231ZM240 209H241V208H240ZM123 210H124V207H123ZM182 210H180V211H182ZM202 210H203V209L201 208V210H199V212L202 211ZM207 210L209 211V213H212V214H210L209 216H211V215H215V217H216V215H217V214H215L216 211H215V212H213V211L211 212L210 209H207ZM207 210H206V211H207ZM211 210H213V209H211ZM216 210H219V209H216ZM236 210H237V209H236ZM126 211H127V210H126ZM174 211H175V210H174ZM220 211H221V210H220ZM233 211H231V212H233ZM239 211H240V210H239ZM245 211H247V210H245ZM187 212H188V211H187ZM199 212H198V214L201 213V212H200V213H199ZM202 212H204V211H202ZM226 212H228V211H226ZM243 212H244V211H243ZM249 212L252 213L253 211H249ZM172 213H173V212H172ZM180 213H181V212H180ZM180 213H178V215H179ZM213 213H214V214H213ZM216 213H218V212H216ZM233 213H234V212H233ZM237 213H239V212H237ZM237 213H236V214H237ZM246 213H247V212H245V214H246ZM250 213H249V214H250ZM254 213H257V212L255 211V212H253L252 214H254ZM170 214H171V213H170ZM174 214H177V213H174ZM182 214L184 215V213H182ZM188 214H189V212H188ZM191 214H192V213H191ZM196 214H197V212H196ZM198 214H197V218H202V215H203V214L206 215V213H202V215H200L201 217H198V216H199ZM219 214H220L219 217H221V214H224V213L221 211V213H219ZM225 214H226V213H225ZM243 214H244V213H243ZM252 214H250V215H252ZM260 214L262 215L261 212H260ZM178 215H177L176 217H178ZM189 215H190V214H189ZM189 215H188V216H189ZM205 215H204V216H205ZM234 215H235V214H234ZM241 215H242V214H241ZM247 215H248V214H247ZM250 215H249V216H250ZM173 216H174V215H173ZM179 216H180V215H179ZM184 216H185L186 218L189 219L188 216H186V215H184ZM184 216H183V217H184ZM191 216H193V215H191ZM224 216H227V217H228V215H224ZM231 216H232V215H231ZM254 216H255V215L250 216V217H254ZM127 217H128V216H127ZM212 217H213V216H212ZM219 217H218V215H217V218L220 220L221 218H219ZM222 217H223V215H222ZM232 217H233V216H232ZM244 217L246 218V220H247V224H248V218H249V217H248V216L246 217V215H245ZM256 217H257V218H260V216H259V217L256 216ZM125 218H126V217H125ZM172 218H173V217H172ZM206 218H207V220H208V218H209V221H211V220H210L211 217H208V212H207V217H203V219H206ZM213 218H214V217H213ZM213 218H211V219H213ZM217 218H215V220H218ZM235 218H237V217H235ZM126 219H127V218H126ZM174 219H175V218H174ZM184 219H185V218H184ZM203 219H202V220H203ZM222 219H224V218H222ZM222 219H221L220 221H219V220H218V221H219L220 223H221V222H222V223L224 222V224H227L226 221H227L229 224H230L231 222H232L231 224H233V221H231V220L228 221L229 219L226 220V219H227L226 217H225V221H222ZM239 219H240V218H239ZM252 219H253V218H252ZM182 220H183V219H181V221H182ZM185 220H186V223H188V222H187V219H185ZM234 220H236V219H234ZM244 220H245V219H244ZM246 220H245L244 222H243V220H241V221L243 222V224H246V223H245ZM249 220H251V218H250ZM253 220L255 221L256 219L254 218ZM253 220H252V221H253ZM175 221L177 222L176 219L174 220V222H175ZM178 221H179V220H178ZM183 221H184V220H183ZM183 221H182V222H183ZM209 221H208L207 223H206V222H205V223L208 224ZM213 221H214V220H213ZM218 221H217V222H218ZM174 222L172 223V221H171L172 224H174ZM199 222L202 224V226H203L202 228H203V229L206 228V226H207V228H206L205 230H202V228H201V230H202L203 233H204L206 230H208V228H209L208 226H210V225H209V224L206 225L204 222L202 223L201 220H199ZM219 222H218V223H219ZM239 222H240V220H239ZM249 222L252 223L251 221H249ZM169 223H170V221H169ZM179 223H180V222H179ZM192 223H193V222H192ZM210 223H211V222H210ZM212 223H213V222H212ZM215 223H216V222H214L213 224H215ZM218 223H217V224H218ZM220 223H219L218 225L216 224L218 228H217V227H214V228L219 229V227H220L219 225L222 224V223H221V224H220ZM250 223H249V224H250ZM253 223H254V222H253ZM253 223H252V227L256 225V223H255V225H253ZM177 224H178V223H177ZM184 224H185V223H184ZM197 224H198V223H197ZM203 224H204V225H203ZM231 224H230V227L232 226ZM247 224H246V225H247ZM249 224H248V226H249V228H250V225H251V224H250V225H249ZM175 225H176V224H175ZM178 225H179V224H178ZM178 225H177V227H178ZM180 225H181V223H180ZM189 225H190V224H189ZM205 225H206V226H205ZM234 225H235V224H234ZM241 225H242V224H241ZM241 225H240V226H241ZM54 226H55V225H54ZM57 226H58V225H57ZM170 226H171V224H170ZM182 226H183V225H182ZM184 226H185V225H184ZM195 226H197V228H198V227H200L201 225L199 224V226H198V225H195ZM195 226H193V228H195ZM213 226H214V225H213ZM222 226H223V225H222ZM222 226H221V227H222ZM224 226H225V225H224ZM224 226L222 227V229L225 228V227H227V226H228L227 228H229V225H228V224H227V226H225V227H224ZM235 226H236V225H235ZM237 226H239V225L237 224ZM237 226H236V227H237ZM240 226H239V229L237 228L238 231H235L234 234H236V233H238V232H239V233L242 232V230L240 229ZM242 226H243V225H242ZM262 226H264V225H262ZM252 227H251V229H253ZM256 227H257V226H256ZM256 227H255V228H256ZM259 227H260V226H259ZM182 228H183V227H182ZM211 228H212V225H211ZM187 229H190V228H187ZM231 229H232V230L229 229V230L231 231V233L234 232V231H233V230H234V227H233V228L231 227ZM193 230H196V228L193 229ZM211 230H213V229H211ZM211 230L209 229V230H208V233H207V231H206V234H200V235L202 236V238H201V236L199 237L198 234H197V236H196V238L198 237V239H193V238H192L193 241H195V242H192V243H195V244L198 243V244H199V246L193 244V246H197V247H199V249H200V250H199V253H201V252L203 251V248L205 249V248L208 247V246H206V245H209L211 242L214 241V239H213V240L211 239L212 241H210V242H209V241L207 242V240H206L207 244H206L205 241H204V239L208 237V236H207L208 234H209V235L212 234V233H209V231L211 232ZM224 230H225V229H224ZM227 230H228V229H227ZM239 230H240V231H239ZM247 230H248V227L246 228V231H247ZM185 231H186V229H185ZM197 231H199V229H198ZM246 231H245V232H246ZM262 231H264V230H262ZM56 232H58V231H56ZM174 232H175V231H174ZM215 232H216V231H215ZM215 232H213V234H214ZM220 232H222V233L224 234V235L222 234L223 236H225L226 233H227V234H228V233L231 234L229 231H226V230H225V231L222 230V231H220ZM225 232H226V233H225ZM245 232H244V233H245ZM249 232H250V230L248 231V233H249ZM53 233H54V232H53ZM186 233H187V232H186ZM193 233H195V232H193ZM216 233H217V232H216ZM216 233H215V234H216ZM239 233H238V234H239ZM242 233H243V232H242ZM258 233H259V231H258ZM262 233H264V232H262ZM213 234H212V236L214 237ZM227 234H226V235H227ZM229 234H228V235H229ZM192 235H193V234H192ZM242 235H245V234H242ZM246 235H247V234H246ZM246 235H245V236H246ZM193 236H195V235H193ZM193 236H192V237H193ZM203 236H204L205 238H203ZM223 236H222V237H223ZM245 236H243V238H245ZM55 237H58V236H55ZM176 237H177V236H176ZM190 237H191V233H190ZM219 237H221V235H220ZM229 237H230V236H229ZM233 237H234V236H233ZM199 238H201V239L199 240ZM239 238H240V237H239ZM181 239H182V238H181ZM186 239H187V238H186ZM190 239H191V238H190ZM190 239H189V237H188V240H190ZM202 239H203V241H204V242H202V245H204V247L201 245V241H202ZM220 239H222V238H219V239L217 240V241H219V243H220ZM229 239H230V238H229ZM240 239H242V238H240ZM240 239H239V240H240ZM188 240H187V241H188ZM232 240H233V239H231V241H232ZM239 240H238V241H239ZM246 240H247V239H246ZM172 241H173V240H172ZM174 241H176V240H174ZM174 241H173V242H174ZM180 241H183V239L180 240ZM198 241H199V242H198ZM217 241H216V242H217ZM221 241H222V240H221ZM226 241H228L229 243L231 242V241H229L228 239H226ZM236 241H237V240H236ZM236 241L234 240V243H235ZM123 242H124V241H123ZM144 242H146V241H144ZM148 242H149V240H148ZM148 242H146V243H148ZM178 242H179V241H178ZM214 242H215V241H214ZM222 242H224V241H222ZM244 242H246V241L244 240ZM249 242H250V241L248 240L247 243H249ZM258 242H259V240H258ZM262 242H264V241H262ZM11 243H12V242H11ZM126 243H127V245H128V242H125V244H126ZM180 243H181V242H180ZM183 243H185V242H183ZM208 243H209V244H208ZM240 243H242V242H240ZM250 243H251V242H250ZM260 243H261V242H260ZM15 244H16V243H15ZM15 244H14V245H15ZM185 244H186V243H185ZM205 244H206V245H205ZM214 244H216V248L218 247V246H217L218 243H212V244H211L212 246L209 245V246L211 247V249H212V247H213ZM226 244H227V243H226ZM226 244H225V245H226ZM237 244H239V243L237 242ZM243 244L248 245V246L250 245V244H246V243H242V244H240V245L242 246ZM252 244H253V243H252ZM252 244H251L250 246L253 248V247H254V246H253L254 244H253V245H252ZM262 244H264V243H262ZM10 245H11V244H10ZM188 245L191 246L192 244H188ZM188 245H187V246H188ZM219 245H220V244H219ZM232 245H234V244H232ZM240 245H237V246H240ZM245 245H244V247H246ZM256 245H257V244H256ZM12 246H13V245H12ZM173 246H174V245H173ZM187 246H185V247L182 246V247H183V248H186ZM205 246H206V247H205ZM221 246H223V245H221ZM221 246H220V247H221ZM230 246H231V245H230ZM234 246H235V245H234ZM241 246H240V247H241ZM248 246H247V248H248ZM182 247H180V248H182ZM201 247H202V248H201ZM210 247H208V248L210 249ZM223 247H224V246H223ZM226 247H227V246H226ZM226 247H225V248H222V247H221V248H222L221 250H222V251L224 250L225 253H226L225 250L228 249V248L226 249ZM232 247H233V246H232ZM232 247H230V249H231ZM244 247H243V248H244ZM251 247H250V248H251ZM257 247H258V246H257ZM262 247H264V246H262ZM187 248L190 249L191 247H187ZM193 248H196V247H193ZM247 248H246V249H247ZM252 248H251V249H252ZM259 248H260V247H259ZM171 249H172V248H171ZM176 249H177V248H176ZM188 249H187V250H188ZM201 249H202V251H201ZM211 249H210V250H211ZM232 249H233V248H232ZM234 249H235V250H238V249H241V248H237V249L234 248ZM244 249H245V248H244ZM162 250H163V249H161V251H162ZM173 250L175 251V249H173ZM178 250H179V249H178ZM191 250H192V249H191ZM206 250H208V249H206ZM228 250H229V249H228ZM247 250H248V251H253L254 248H253L252 250H249V248H248ZM255 250H256V249H255ZM158 251H159V250H158ZM166 251H167V250H164V252H166ZM170 251H171V250H170ZM170 251H169V252H170ZM174 251H172V252H173V255H174ZM176 251H177V250H176ZM200 251H201V252H200ZM211 251H212V250H211ZM213 251L215 252L216 250L213 249ZM222 251H221V253H222ZM169 252H168V254H167L168 257H169ZM192 252H195V253H193V254H197V252H198V248H197V251H193V250H192ZM218 252H219V250H218ZM227 252H228V251H227ZM232 252H233V250H232ZM236 252H237V251H236ZM242 252H243V251H242ZM253 252H254V251H253ZM162 253H163V252H162ZM175 253H176V252H175ZM189 253H190V252H189ZM219 253H220V252H219ZM229 253H231V252H229ZM237 253H240V252H237ZM182 254H183V253H182ZM182 254H180V255H182ZM204 254H207V252L205 251ZM204 254H203V255H204ZM222 254L224 255V253H222ZM147 255H148V254H147ZM175 255H176V254H175ZM175 255H174V256H175ZM198 255L200 256V254H197V256H198ZM201 255H202V253H201ZM213 255H215V254H213ZM213 255H212V256H213ZM226 255L229 256L228 253H227ZM255 255H256V254H255ZM148 256H149V255H148ZM164 256H165V254H164ZM174 256H173V257H174ZM177 256H178V254H177ZM183 256H184V255H183ZM210 256H211V255H210ZM210 256H209L208 258H206L205 256H202V257H204V259L206 258V259L208 260V259H210ZM212 256H211V259H212V258L214 259V256H213V257H212ZM217 256H218V254H217ZM217 256L215 257L216 259H218V261L216 260L217 264H219V261H221V259H223V260L221 261L222 264H223V262L226 263L225 260H224V256H219V257H221V258H217ZM243 256H244V254H243ZM257 256H258V255H257ZM261 256H264V255L261 254ZM168 257H167V259H168ZM173 257H172V259H173ZM189 257H190V256H188L187 258H189ZM225 257H226V256H225ZM245 257H246V255H245ZM245 257H244V259H245ZM259 257H260V256H259ZM156 258H157V257H156ZM159 258H160V257H159ZM159 258H158V261L160 260ZM191 258H192V257H190V259H191ZM193 258H195V260H193V261H195V262H197V263H198V262H202V263H203L204 261H206V260H204V259H202L203 261H202V260H201V261H198V260L196 259V258H198V257H196V255L193 256ZM229 258H230V257H228V260H229ZM239 258H241V259H239ZM242 258H243V257H236V259H235V257H233V259L236 260L237 262H238V259H239V260H240V263H241V260H244V259H242ZM252 258H253V257H252ZM261 258H262V257H261ZM261 258H259V259H261ZM146 259H147V257H146ZM163 259H164V258H163ZM165 259H166V256H165ZM165 259H164V260H165ZM172 259H171V262H170V263H172ZM199 259H200V257H199ZM211 259H210V260H211ZM213 259L211 260L212 263L214 262ZM225 259H226V258H225ZM257 259H258V258H257ZM182 260H183V259H182ZM182 260H181V261H182ZM210 260H208V263L211 262ZM214 260H215V259H214ZM230 260H232V259H230ZM234 260H232V261H234ZM248 260H249V259H248ZM151 261H152V260H151ZM155 261H157V260H155ZM166 261H167V260H166ZM166 261H164V262H166ZM186 261H187V260H186ZM190 261L192 262V259H191ZM209 261H210V262H209ZM232 261H230V262H232ZM236 261H234L232 264L236 263ZM245 261H246V260H245ZM251 261H252V264H253V261H254V260L251 259ZM164 262H163V263H164ZM195 262H193V263H195ZM246 262H247V261H246ZM246 262H245V263H246ZM248 262H249V261H248ZM260 262H264V261H260ZM151 263H152V262H151ZM159 263H160V262H159ZM166 263H167V262H166ZM166 263H165V264H166ZM170 263H169V264H170ZM176 263H177V262H176ZM176 263H175V264H176ZM178 263H179V262H178ZM182 263H183V262H182ZM186 263H189V262H186ZM186 263H185V264H186ZM193 263H192V264H193ZM204 263H205V262H204ZM208 263H207V264H208ZM255 263H256V262H255ZM258 263H259V262H258ZM2 264H3V263H2ZM160 264H161V263H160ZM195 264H196V263H195ZM199 264H201V263H199ZM210 264H211V263H210ZM213 264H214V263H213ZM220 264H221V263H220ZM230 264H231V263H230ZM237 264H239V263H237ZM242 264H243V262H242ZM259 264H262V263H259Z\"/></svg>", "mask_w": 264, "mask_h": 264}]
</instances>
